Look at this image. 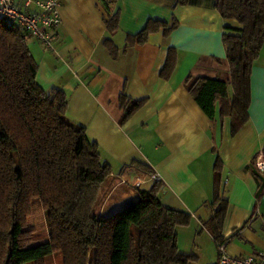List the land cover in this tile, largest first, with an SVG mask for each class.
<instances>
[{
    "label": "crops",
    "instance_id": "obj_1",
    "mask_svg": "<svg viewBox=\"0 0 264 264\" xmlns=\"http://www.w3.org/2000/svg\"><path fill=\"white\" fill-rule=\"evenodd\" d=\"M61 22L54 29L52 48L29 37L28 49L37 63L36 80L44 89H61L67 98L66 116L85 127L111 173L101 185V210L109 215L147 190L156 174L162 183L157 196L169 209L190 215L177 226V247L201 255L202 238L211 240L217 264L211 219L214 169L219 163V193L226 201L220 236L233 256L264 253V177L254 168L264 158V43L252 63L248 118L235 132L230 116H221L219 102L207 117L184 85L187 75L230 81L222 34L240 26L223 18L215 0H57ZM116 18L115 27L106 21ZM143 42L126 44V37L148 23ZM176 22L167 36L165 26ZM117 48L113 57L106 41ZM169 47L175 65L160 75ZM231 95L232 88L227 86ZM126 100L143 103L122 120ZM141 163L150 173L135 166ZM260 178V179H259ZM113 197L115 199H113Z\"/></svg>",
    "mask_w": 264,
    "mask_h": 264
},
{
    "label": "trees",
    "instance_id": "obj_2",
    "mask_svg": "<svg viewBox=\"0 0 264 264\" xmlns=\"http://www.w3.org/2000/svg\"><path fill=\"white\" fill-rule=\"evenodd\" d=\"M214 7L240 26L222 34L230 81L187 75L184 85L209 118L218 101L220 115L230 116L235 132L248 118L250 71L264 43V0H215ZM115 22L113 15L106 21L107 28H114ZM160 25L164 23H148L138 34L128 35L126 44L143 42ZM175 25L174 21L165 26L164 36ZM29 37L18 24L0 15V264H45L53 252L60 255L61 264L194 262V254L177 247L176 228L187 225L190 215L160 203L159 180L147 190L139 189L132 202L115 212L98 213L101 185L111 173L110 165L101 159L85 127L67 118L65 93L38 85ZM104 42L115 57L117 48L110 40ZM175 59L169 47L161 77L169 76ZM119 101L124 107L122 120L143 103V99L126 100L123 94ZM134 164L151 172L141 163ZM219 169L216 162L212 203L219 208L213 213L211 229L215 239L222 241L226 201L218 189ZM263 185L260 179L257 192ZM33 200L42 207L47 226L48 240L38 244H32L31 231L25 228Z\"/></svg>",
    "mask_w": 264,
    "mask_h": 264
},
{
    "label": "built area",
    "instance_id": "obj_3",
    "mask_svg": "<svg viewBox=\"0 0 264 264\" xmlns=\"http://www.w3.org/2000/svg\"><path fill=\"white\" fill-rule=\"evenodd\" d=\"M0 15L14 21L44 48H52L54 29L60 24L57 0H0ZM255 168L264 176V158L256 157ZM153 181L158 175L151 174ZM217 264H264V253L233 256L226 252V240H216Z\"/></svg>",
    "mask_w": 264,
    "mask_h": 264
},
{
    "label": "rangeland",
    "instance_id": "obj_4",
    "mask_svg": "<svg viewBox=\"0 0 264 264\" xmlns=\"http://www.w3.org/2000/svg\"><path fill=\"white\" fill-rule=\"evenodd\" d=\"M113 199L115 198L113 197ZM102 200H103L102 194H100V201H99V205L97 206L98 213L101 210ZM125 204H128V202ZM25 228L31 231V235L33 237L32 244H38L48 240L44 211L37 200H33L32 202V209L30 214L26 218ZM202 241L203 242L200 245V247L202 248L201 255L200 257H196V260L191 264H214L213 249H209L208 247L210 246V244L212 245L211 240L209 239L208 241L202 238ZM184 244L188 246V247H183L185 250L184 253H189L188 248L190 243L187 241ZM44 262L45 264H61V258L57 252H53L46 256ZM23 264H32V263L26 261Z\"/></svg>",
    "mask_w": 264,
    "mask_h": 264
}]
</instances>
